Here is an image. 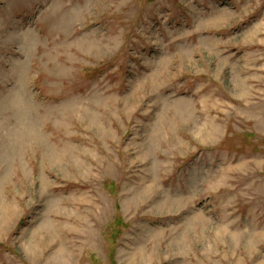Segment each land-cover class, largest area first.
Wrapping results in <instances>:
<instances>
[{"label":"rangeland","instance_id":"obj_1","mask_svg":"<svg viewBox=\"0 0 264 264\" xmlns=\"http://www.w3.org/2000/svg\"><path fill=\"white\" fill-rule=\"evenodd\" d=\"M0 264H264V0H0Z\"/></svg>","mask_w":264,"mask_h":264},{"label":"trees","instance_id":"obj_2","mask_svg":"<svg viewBox=\"0 0 264 264\" xmlns=\"http://www.w3.org/2000/svg\"><path fill=\"white\" fill-rule=\"evenodd\" d=\"M111 182V181H110Z\"/></svg>","mask_w":264,"mask_h":264}]
</instances>
